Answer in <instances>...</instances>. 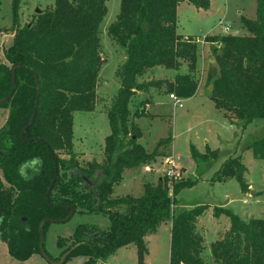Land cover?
Masks as SVG:
<instances>
[{
  "label": "trees",
  "instance_id": "16d2710c",
  "mask_svg": "<svg viewBox=\"0 0 264 264\" xmlns=\"http://www.w3.org/2000/svg\"><path fill=\"white\" fill-rule=\"evenodd\" d=\"M107 1L55 0L53 7L35 14L22 27L18 26L20 0L13 2V41L4 52L6 62L0 63V99L10 93L12 69L19 66L14 95L0 105L9 108L7 120L0 128V140L6 142L4 148L0 147V241L7 243L10 255L17 260L41 254V221L62 219L69 214L63 208L51 207L46 200L57 160L59 174L51 192L52 204L72 206L76 213H102L110 220L105 231L79 224L71 239L73 246L66 250L76 247L71 255L82 254L88 257L84 264H98L120 248L135 244L137 263L145 264L149 254L145 237L170 221V264H206L204 239L197 224L209 205L198 203L191 208L173 209L180 192L195 186L200 176L170 179L165 175L155 184L144 183L138 197L113 199L111 195L127 169L152 163L159 156L170 157L163 149L172 146L171 130L151 152L138 143L140 127L131 117H143L146 111L139 107L132 112L130 103L136 92L155 87L184 99L197 94L195 72L201 40L177 33V8L179 3L187 2L208 10L211 1L121 0L117 19L108 27V36L126 57L116 70L120 87L107 111L111 133L105 138L104 159L82 166L74 145V113L96 109L99 74L107 62L101 53L100 38V27L108 13ZM256 1V18L241 17L248 34L204 39L210 43L216 67L211 99L217 110L232 114L243 130L254 120L264 119V0ZM183 63L189 72L177 75L174 81L139 82L150 68L179 69ZM38 93L37 115L24 140L21 132L32 117ZM230 121L234 124L231 118ZM241 150H252L264 159V130ZM190 152L201 176L220 158V150L209 146L202 153L191 144ZM202 164L207 166L201 167ZM246 172L242 155L230 156L210 182L235 179L241 192L247 194L250 185ZM106 204H125L128 210L112 211ZM213 211L216 217L227 215L231 222L228 232L210 245L213 260L217 264H264V219L245 221L217 206ZM50 224L45 225V236ZM66 239L58 238L57 245Z\"/></svg>",
  "mask_w": 264,
  "mask_h": 264
},
{
  "label": "rangeland",
  "instance_id": "374dc122",
  "mask_svg": "<svg viewBox=\"0 0 264 264\" xmlns=\"http://www.w3.org/2000/svg\"><path fill=\"white\" fill-rule=\"evenodd\" d=\"M13 2L14 0H0V63L6 62L4 52L13 41V32L11 30L14 23ZM211 3V15H214L215 18L226 15V19L230 23L233 33L237 31L238 35L248 34L241 23V17H255L257 8L256 0H211ZM54 4L55 0H20L18 26L22 27L32 21L35 14H38V9L40 11H45L53 7ZM106 4L108 13L100 27V38L101 53L107 62L102 66L99 74V87L97 90L98 102L96 109L93 112L77 111L74 113L75 149L82 166H86L88 162L93 160H102L104 158L102 142L103 140L105 141L104 137L111 133L107 111L112 105L120 87V81L116 77V70L126 58L124 50L108 36V27L116 21L120 12L121 0H108ZM240 12L242 13L240 14ZM187 15L189 16L192 14L188 13ZM217 26L220 27L222 31L219 30V32L213 35H226L223 33L220 22ZM231 32L229 35H232ZM205 37L206 36L197 37L201 41L199 65L195 72V77L198 81V93H201L200 95L192 98L191 102L188 104L185 102L184 108L175 107L173 105L170 98L171 93L167 92L165 88L158 89L155 87L147 92L139 91L136 92L132 98L130 103L132 112H135L139 107L146 111V115L143 117H131L133 122H139V124H137L140 127L141 137L138 139V143L151 152L160 140L168 136V131L171 130L175 137V148L174 152L171 147L163 149L170 157H158L156 172H152L155 166L153 167L151 163L143 164L133 169V173L128 174L130 178L126 179V192H131L129 196H139L142 194L141 189L144 183H157L159 176H165L167 165L169 168V164L167 163L169 159L172 158V160L175 159L178 164H174L176 179L200 176V180L195 186L186 188L180 192L177 196L178 203L173 206L174 210L178 211L182 209L180 206L181 204L190 206L192 203H202L209 205V207L211 205L216 207L217 205V207L226 208L239 215L245 221H249L252 218L264 219V160L261 161L262 159H257L258 157L253 155L254 153L252 150L244 153L243 157V162L247 166L245 178L251 185L249 193L243 194L239 183L235 179L217 184L210 182V179L213 177V174L222 161L230 156H238V154L233 153L238 145L239 149L242 148L248 140H251L253 137L263 132L264 119L254 120L244 130L241 128L240 122V126L231 125L230 122H227L225 125L222 124L220 119H223L224 122H226L227 119L224 115L220 116L216 114L214 111L215 108L212 106V101L210 100L211 97L204 94L207 93V91L210 92L209 87L216 74L215 63L209 46L210 43L204 41ZM184 66L186 65H181L177 70L181 68L184 69ZM174 72V70L166 69L163 66H158L151 70V74L154 75V80L163 81L169 80L165 79V76H171ZM179 72L178 74H183V70ZM153 89L156 92L154 95L155 102L152 94ZM151 113L158 115L153 116ZM8 114V107H0V128L4 126ZM225 116L229 120L231 118L234 122L237 121L232 114L228 113L225 114ZM154 118H156L154 121L151 120ZM191 144L195 145L197 149L203 153L207 146L211 147L213 150H220V158L214 161L213 165L208 168L207 171L203 172L202 177L201 174L196 171L197 163L191 156ZM5 146L6 142L1 139L0 147L4 148ZM177 155L179 156L177 157ZM181 166L187 169L188 174L185 173ZM205 166H207V164H202L201 167ZM149 172H152V174ZM0 176L2 177L1 170ZM5 185L8 186L7 183H5ZM140 190L141 193L139 194ZM119 191L121 192L122 190L117 188L115 193H119ZM124 192L125 191L122 193ZM116 197L120 198L121 194L115 196L113 194L111 195L113 199H117ZM105 206L108 208L110 207L112 211L122 210L121 212H126L128 210L127 205L111 206L106 204ZM218 217L228 218L225 214H221ZM79 224H87L93 229L105 231L110 227V220L107 215L102 213L82 212L76 213L67 223L50 224L45 236V248L49 255L56 261H59L66 250L73 246L71 239ZM200 228L201 233L205 235V228L207 230V227L200 226ZM219 229L220 231L216 233V236L212 235V231L210 230L203 238L205 246L203 257L206 264H217L211 255L210 245L228 232L224 231L223 227ZM58 238L67 239L61 246H58ZM149 244L152 249L149 264H170V239L163 228L159 230L157 237L150 238ZM127 246L128 247L124 250H118L116 254L111 256L109 262L105 260L100 261L98 264H107V262L110 264H138L137 248L135 244ZM87 260L88 257L85 255L73 254L64 264H84ZM0 264L51 263L39 253L32 255L29 259L24 261L17 260L10 255L7 243L0 241Z\"/></svg>",
  "mask_w": 264,
  "mask_h": 264
},
{
  "label": "crops",
  "instance_id": "0c3cea01",
  "mask_svg": "<svg viewBox=\"0 0 264 264\" xmlns=\"http://www.w3.org/2000/svg\"><path fill=\"white\" fill-rule=\"evenodd\" d=\"M211 1V0H210ZM194 12V13H193ZM188 13L192 14V15H187ZM242 12H240L241 14ZM212 14V3L210 5V8L208 10H203V9H200V8H197L187 2H181L179 3L178 5V8H177V33L183 37H201V36H207V35H213L217 32L222 31L220 27H218V23L221 21V20H224L226 22L227 19H226V15L222 16V17H217L215 18L214 15H211ZM210 16V17H209ZM248 18V17H247ZM250 19H255L256 18V14H255V17L252 18V17H249ZM217 19V20H216ZM217 35V34H216ZM14 36V34H13ZM183 65H186L185 63H183ZM182 65V66H183ZM184 66L183 68L184 69H180L181 71L183 70V74H186L189 72V69H188V66L186 67ZM158 67V66H156ZM156 67H153V68H156ZM153 68H150L146 71V73L139 78L140 82H144V81H150V80H153L154 79V75L151 74V70ZM165 68V67H164ZM171 70H174V74L171 75V76H165L166 78L165 79H169V80H175L176 76L179 75L178 73H180L179 71L180 70H177V69H171ZM156 77V76H155ZM157 78V77H156ZM161 79V78H160ZM210 89V92L207 91V93H204L205 95H209L211 97V91H212V86L209 87ZM155 90L153 89L152 90V94H153V100H154V95H155ZM158 93V92H157ZM201 93H198L191 97V98H188V99H184V103L187 102V104L189 102H191V99L192 98H195L196 96L200 95ZM212 101V106H214L215 108V112L216 114L222 116L224 115V117L227 119L226 122L223 121V119H220L222 121V124L225 125L227 122H230L231 124V121L225 116V114L221 113L219 110H217L216 106H215V102L210 99ZM155 102V100H154ZM154 104V103H153ZM152 104V105H153ZM151 105V106H152ZM151 106H150V109H151ZM185 107V104L182 108ZM188 107V106H187ZM151 112V110H150ZM153 116H156L158 114H153L151 113ZM108 116V115H107ZM158 118V117H156ZM156 118L154 119H151V120H155ZM109 120V119H108ZM137 123L139 124V122L137 121ZM231 125H237V126H240L239 125V122L236 121L234 122V124H231ZM108 135H106L104 137V139L107 137ZM74 139H75V133H74ZM104 140L102 142V145H103V148H104ZM175 144V137L173 136V143H172V146H171V149H173V152H174V146ZM74 145H75V141H74ZM238 145V144H237ZM197 148V147H196ZM211 148V147H210ZM212 149V148H211ZM215 150V149H214ZM76 151V149H75ZM249 151V150H247ZM247 151L245 152H242L241 148L239 149V145L237 146L236 150L233 152L235 154H238V155H242V157H244V153H246ZM252 152V151H251ZM77 153V151H76ZM203 153V152H202ZM78 154V153H77ZM253 154V153H252ZM254 155V154H253ZM179 155H177L178 157ZM102 157V156H101ZM100 157V158H101ZM255 157V156H254ZM257 158V157H255ZM104 159V158H103ZM102 159V160H103ZM257 159H260V158H257ZM101 159H97L98 162H101L102 161ZM157 160L158 158L156 159V161L152 162V166L154 167L153 171L152 172H156V164H157ZM226 160V159H225ZM224 160V161H225ZM261 160V159H260ZM264 159H262L261 161H263ZM222 161L221 164L224 162ZM175 164H177V162H175ZM221 164L219 165L218 169L220 168ZM178 165V164H177ZM180 166V165H179ZM183 167V166H181ZM150 169V168H149ZM197 169V167H196ZM217 169V170H218ZM146 170V169H145ZM183 170L185 171V173L188 174L187 172V169L183 167ZM216 170V171H217ZM215 171V172H216ZM128 172V173H127ZM145 172V171H144ZM152 172H149L150 174H152ZM133 173V169H127L125 172H124V175H123V180L121 181L120 184H117V185H114V191H113V195H118V194H121V197H126V196H129L131 194V192H126V179L127 178H130V175L128 174H132ZM146 173V172H145ZM247 173V172H246ZM214 175V174H213ZM246 175V174H245ZM189 176V175H188ZM161 176H159L160 178ZM202 177V176H201ZM158 178V179H159ZM211 180V179H210ZM222 183V182H221ZM213 184H217V183H213ZM250 185V184H249ZM119 188V190L121 189L122 191L119 193H115L116 192V189ZM250 189H251V185H250ZM142 193H143V187H142ZM141 190L139 192V194L141 193ZM123 191H125L124 193H122ZM254 193V192H253ZM142 195V194H140ZM139 195V196H140ZM134 197H138V196H134ZM117 198V197H116ZM198 203H192L190 204V206H187V205H180L182 208H191L193 207L194 205H196ZM202 204V203H201ZM125 204H122L121 206H124ZM217 206V205H216ZM213 208L214 206H210L198 219V224H197V227H198V230H200V226H206L207 227V230L205 228V232H209L210 230L212 231V235L216 236V233H218L220 231V227H223V230L224 231H228L230 229V226H231V223L229 221V219L227 217H216L214 215V211H213ZM122 211V210H121ZM120 210H118V212L120 213H124L125 211L121 212ZM164 229L165 230V233L166 235H168V238L170 239V246H171V228H172V224L170 221H167L163 224H161L157 230L156 233L154 234H149L145 237V240L147 242V245H148V248H149V254L146 256L145 258V264H149V260L151 258V255H152V249L150 247V238H155L158 236L159 234V230L160 229ZM201 232V231H200ZM206 233L205 235L203 233L202 236L203 238L206 236ZM132 244H130L131 246ZM126 247L128 246H125V247H122L120 248L119 250H124ZM117 253V252H116ZM115 253V254H116ZM109 262V259L107 260ZM107 264H110L108 263Z\"/></svg>",
  "mask_w": 264,
  "mask_h": 264
},
{
  "label": "water",
  "instance_id": "95a60500",
  "mask_svg": "<svg viewBox=\"0 0 264 264\" xmlns=\"http://www.w3.org/2000/svg\"><path fill=\"white\" fill-rule=\"evenodd\" d=\"M38 13H40L41 11L38 9L37 10ZM19 68V66H15L13 69H12V88L10 90V93L8 94L7 97L3 98V99H0V105L10 101L14 95V92H15V89H16V71L17 69ZM35 78H36V83L38 85V82H37V77L35 75ZM39 100H40V93H38V97H37V100H36V104H35V108H34V111H33V114H32V117L28 123V125L22 130L21 132V137L24 139V140H27L25 138V133L27 131V129L33 124L35 118H36V115H37V109H38V105H39ZM35 140H42V139H35ZM28 141H32V139H28ZM58 174H59V166H58V162L57 160H55V173H54V177L52 179V182L50 184V186L48 187V190H47V194H46V200L48 202V204L51 206V207H54V208H63L65 210H68L69 211V214L65 217V218H62V219H56V218H45L41 221L40 225H39V233H40V243H39V247H40V252H41V255L51 264H64L68 258V256L71 255V253L73 252V250L76 248V247H73L71 248L70 250L66 251L63 256L61 257V259L59 261H55L53 260L49 253L47 252L46 248H45V225L47 223H67L69 222L73 217L74 215L76 214V209L72 206H64V207H58V206H54L51 202V192L54 188V185L57 181V178H58ZM89 185H93V182L89 179H87Z\"/></svg>",
  "mask_w": 264,
  "mask_h": 264
},
{
  "label": "built area",
  "instance_id": "2783aa9c",
  "mask_svg": "<svg viewBox=\"0 0 264 264\" xmlns=\"http://www.w3.org/2000/svg\"><path fill=\"white\" fill-rule=\"evenodd\" d=\"M220 25H221V27L223 29V33L226 34V35H229L230 32L232 31V27H231L230 23L229 22L226 23V21L225 22L224 21H220ZM231 34L232 35H238V32L236 31L235 33H233V31H232ZM170 98H171V100L173 102V105L175 107L182 108L184 106L183 98L177 96L174 93L170 94ZM175 162H176L175 159H173V160H172V158L169 159V161L167 163V164H169V168H168V165H167V169H165L166 170L165 171V175L167 177H169L170 179L171 178H176V169L174 167Z\"/></svg>",
  "mask_w": 264,
  "mask_h": 264
}]
</instances>
